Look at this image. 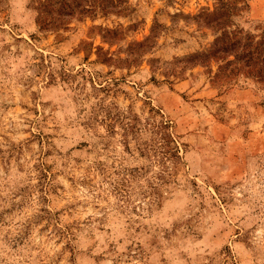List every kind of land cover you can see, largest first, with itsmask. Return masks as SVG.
Masks as SVG:
<instances>
[{"label": "rangeland", "instance_id": "1", "mask_svg": "<svg viewBox=\"0 0 264 264\" xmlns=\"http://www.w3.org/2000/svg\"><path fill=\"white\" fill-rule=\"evenodd\" d=\"M0 264H264V0H0Z\"/></svg>", "mask_w": 264, "mask_h": 264}]
</instances>
